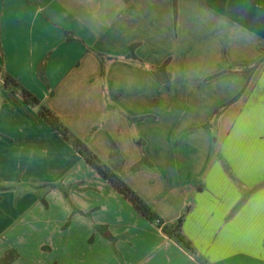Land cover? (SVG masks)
I'll return each instance as SVG.
<instances>
[{
    "label": "crops",
    "instance_id": "crops-1",
    "mask_svg": "<svg viewBox=\"0 0 264 264\" xmlns=\"http://www.w3.org/2000/svg\"><path fill=\"white\" fill-rule=\"evenodd\" d=\"M0 65L159 219L0 80V260L264 264V0H0Z\"/></svg>",
    "mask_w": 264,
    "mask_h": 264
},
{
    "label": "trees",
    "instance_id": "trees-1",
    "mask_svg": "<svg viewBox=\"0 0 264 264\" xmlns=\"http://www.w3.org/2000/svg\"><path fill=\"white\" fill-rule=\"evenodd\" d=\"M128 1V0H127ZM174 12L177 13V0H174ZM68 41L76 39L72 32H66ZM133 49V48H132ZM133 51V50H132ZM132 57H135L132 55ZM168 62L163 66L154 70V75L163 83L165 87L170 86V74L167 72ZM46 60H44L38 68V78L40 81L50 89L48 78L46 75ZM256 65L253 67H244L237 73H245L250 75L252 71L256 69ZM0 80L3 81L5 87L12 92L20 96L25 105L38 108L40 117L54 130L56 131L68 144L72 146L75 153L80 155L92 168H94L98 174L106 179L121 195H123L136 209L137 211L151 222L159 221L157 214L153 211L151 206L147 204L116 172L109 168L101 158L90 148L88 140H84L77 136L52 110L45 106L41 100L25 88L18 79L10 75L0 65ZM230 103L222 106L228 107ZM216 113V112H215ZM207 127V126H206ZM135 166L133 169H137ZM183 220L180 219L177 223L163 228V232L169 237L173 238L186 252L193 253V248L183 236L181 227ZM19 258V254L16 250H9L1 258L0 264H13Z\"/></svg>",
    "mask_w": 264,
    "mask_h": 264
},
{
    "label": "rangeland",
    "instance_id": "rangeland-1",
    "mask_svg": "<svg viewBox=\"0 0 264 264\" xmlns=\"http://www.w3.org/2000/svg\"><path fill=\"white\" fill-rule=\"evenodd\" d=\"M241 67H242V65H241ZM243 67H244V66H243ZM245 67H246V65H245ZM234 68H237V67H236V66H234ZM238 68H239V67H238ZM229 106H230V105H229ZM229 106H228V107H229ZM224 108H225V107H224ZM222 109H223L222 107H221V108H218V109H216V110H215V112H216L215 114H218V113H219V112H220Z\"/></svg>",
    "mask_w": 264,
    "mask_h": 264
}]
</instances>
